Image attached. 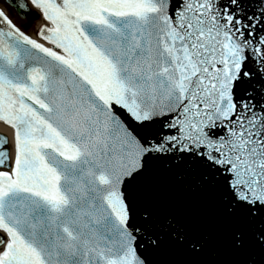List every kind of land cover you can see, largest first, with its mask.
Wrapping results in <instances>:
<instances>
[{"label":"snow or ice","instance_id":"obj_1","mask_svg":"<svg viewBox=\"0 0 264 264\" xmlns=\"http://www.w3.org/2000/svg\"><path fill=\"white\" fill-rule=\"evenodd\" d=\"M0 4V264H264V0Z\"/></svg>","mask_w":264,"mask_h":264}]
</instances>
